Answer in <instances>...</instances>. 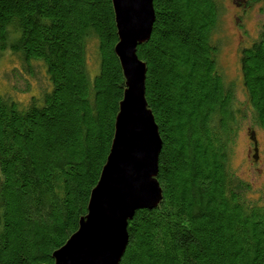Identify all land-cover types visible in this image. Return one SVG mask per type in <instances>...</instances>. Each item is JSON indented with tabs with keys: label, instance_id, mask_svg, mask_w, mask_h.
Here are the masks:
<instances>
[{
	"label": "trees",
	"instance_id": "16d2710c",
	"mask_svg": "<svg viewBox=\"0 0 264 264\" xmlns=\"http://www.w3.org/2000/svg\"><path fill=\"white\" fill-rule=\"evenodd\" d=\"M153 5L137 55L163 143V197L129 221L120 264H264V186L251 198L230 165L243 110L218 62L220 1ZM240 30L245 107L264 128V26L253 39ZM118 41L112 0H0V57L41 62L50 85L27 105L0 92V264H55L87 215L125 90Z\"/></svg>",
	"mask_w": 264,
	"mask_h": 264
},
{
	"label": "water",
	"instance_id": "95a60500",
	"mask_svg": "<svg viewBox=\"0 0 264 264\" xmlns=\"http://www.w3.org/2000/svg\"><path fill=\"white\" fill-rule=\"evenodd\" d=\"M118 43L115 53L125 78L110 153L92 190L87 215L55 264H120L129 243L128 225L136 212L162 201L158 181L162 139L146 100L147 66L137 55L155 22L153 0H112ZM250 139L257 146L256 132Z\"/></svg>",
	"mask_w": 264,
	"mask_h": 264
},
{
	"label": "rangeland",
	"instance_id": "374dc122",
	"mask_svg": "<svg viewBox=\"0 0 264 264\" xmlns=\"http://www.w3.org/2000/svg\"><path fill=\"white\" fill-rule=\"evenodd\" d=\"M219 1L221 5L219 25L214 34V39L219 45L218 62L227 82H232L236 86L234 109L243 110L242 114L238 113L236 120L238 129L230 165L241 179L252 185L253 191L249 194L251 198H256L258 197L257 191L264 186V128L254 126L253 115L249 111V107H245L247 95L240 75L239 49L241 25H243L244 30H247L251 39L256 38L262 30L264 26V0L250 2L248 0ZM93 45L90 44L87 53L88 65L92 73L97 68ZM49 87V78L41 62H31L30 67H28L10 51L0 57V92L6 97H12L22 105H27L33 96H39ZM252 130L256 132L261 149L258 163H254L251 155L249 154L250 157L248 155L250 131Z\"/></svg>",
	"mask_w": 264,
	"mask_h": 264
},
{
	"label": "flooded vegetation",
	"instance_id": "af4514ba",
	"mask_svg": "<svg viewBox=\"0 0 264 264\" xmlns=\"http://www.w3.org/2000/svg\"><path fill=\"white\" fill-rule=\"evenodd\" d=\"M257 138V136H256ZM251 155V158L253 159L254 163H258L260 160V154H261V149H260V144L259 140L257 139V146L249 139V147H248V155ZM249 155V157H250Z\"/></svg>",
	"mask_w": 264,
	"mask_h": 264
}]
</instances>
